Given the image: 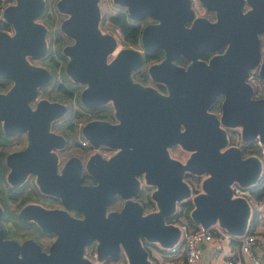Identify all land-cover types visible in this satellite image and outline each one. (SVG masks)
Returning <instances> with one entry per match:
<instances>
[{
	"label": "water",
	"instance_id": "95a60500",
	"mask_svg": "<svg viewBox=\"0 0 264 264\" xmlns=\"http://www.w3.org/2000/svg\"><path fill=\"white\" fill-rule=\"evenodd\" d=\"M97 1L55 2L58 10L68 14L59 29L73 39L62 46L70 57L68 71L89 83L82 99L90 105L111 100L118 119L116 123L91 120L83 126L82 136L90 144L116 151L108 158L91 154L85 169L95 183L81 186L74 158L56 173L55 157L44 155L61 143L46 130V123L60 113L62 104L40 99L35 109L28 106L34 88L49 78L44 68L32 67L20 57L22 50L32 56L45 50V29L31 21L43 2L14 0L3 10L15 34L8 36L0 29V76L12 81L0 94V120L4 132L26 127L30 138L24 151L7 157L8 180L14 184L26 171L33 172L42 192L58 196L66 209L79 210L82 216L24 206L20 216L55 237L43 252L33 240L18 245L2 238L0 230V264H90L81 256L90 241H95L99 258L122 252L127 264H151L150 247L170 246L178 235L177 226L163 218L188 196L193 223L216 222L232 235L243 234L248 227L250 205L243 197H231L230 184L242 189L254 184L261 164L257 157H241L238 147L227 146L225 128L236 129L242 142L258 138L264 149V98L251 97L243 80L247 69L258 63L264 81V0H198L212 13L211 19L193 16L189 0H112L124 5L133 18L148 14L158 19L142 28L140 42L162 49L163 61L149 72L168 87L167 96L128 82V68L138 61L133 49H119L104 64L113 38L99 35ZM204 52L212 53L207 62L200 59ZM177 57L189 60L185 68L170 62ZM218 96L219 110L213 113L208 106ZM170 144L189 151L184 162L168 155ZM186 172L203 175L197 194L190 195L183 180ZM138 176L145 185L154 186L150 197L155 209L148 213L142 214L138 202L129 199L137 190ZM115 195L128 199L119 210L106 211Z\"/></svg>",
	"mask_w": 264,
	"mask_h": 264
},
{
	"label": "flooded vegetation",
	"instance_id": "af4514ba",
	"mask_svg": "<svg viewBox=\"0 0 264 264\" xmlns=\"http://www.w3.org/2000/svg\"><path fill=\"white\" fill-rule=\"evenodd\" d=\"M53 1L54 0H42L43 6L46 5L47 9L44 10L43 7V9L39 13H37L35 17L38 20H40V22L43 21L44 23L43 25H48V24L51 25L50 27L47 28V30H45L46 33L45 37H47V39L44 37V39L47 42L49 40L50 47L48 46L49 49L42 56H39V54L34 56L28 55V57L26 58V60H28L27 63L30 66L44 68L48 72L49 78L44 84L36 86L34 88L33 97L28 101V106L30 110L35 109L36 103L40 99H45L47 101H52L62 104L63 108L60 111V113L50 117L46 123V130L56 134L61 139V143L59 145L52 146L47 152L44 153V155L45 156L53 155L55 157L54 169L56 173L61 172L63 165L67 162L69 158H74L77 161V166H78L77 180L79 185L81 186L84 185L80 182L81 170L82 168L85 169V163L88 157L93 153H97L102 158H108L116 151L115 148H111L106 145L99 144L97 146H93L92 144H90L81 135L83 126L91 120H96L103 123H116L118 119L115 116V106L111 100H106L100 104L90 105L85 103L84 100L82 99L81 94L89 83L87 79L86 80L76 79L68 71V63L70 57L62 52V46L71 43L73 39L59 29L60 21L63 18L67 17L68 14L58 10L55 6L56 1L55 2ZM105 1H104L105 3H107L108 1L113 3L112 0H105ZM100 2H101L100 0L97 1V6L100 13V16L97 21V28L100 33L99 35L108 34L113 38V45L111 46L109 51L104 55V59H103L104 64L109 63V61L113 58V56L119 49L124 47L131 48L135 52H137L138 61L134 66L128 68V73H127L128 82L140 88L151 89L156 93L165 96L169 95V93L171 92L170 90H168V87L163 82L152 77V75L149 72V69L152 65H156L161 61H163L164 55L162 49L149 48V47H145L142 44H140L139 47H133L130 45L122 44L119 37V31L116 28L109 27L106 25L109 21V15L111 14V12L106 13L105 9L102 10V7L100 5L104 3H100ZM115 6H116V10L113 12L119 10L118 4H115ZM123 10L128 14L127 9L124 5H123ZM58 15L61 17V19H59L57 21V25L54 26L53 24L54 20L58 18ZM211 15L212 13L210 11L205 10L204 16L206 18L211 19L212 18ZM101 18H103L102 21ZM146 20L148 21V24H154L158 22V19L156 18L153 20L146 18ZM102 23L103 25H106V27L104 26L102 27ZM4 24L7 25L8 29H10V27L12 28V26L8 22L5 21ZM56 28L58 29L60 35L59 38L61 39V45L59 47V55H57L55 52L54 40L56 39V35L54 34L56 32ZM0 29L2 30V28ZM4 32L6 33L7 31ZM158 49H160L162 52V57L160 59H153L150 60L149 62L146 60L147 63L144 62L146 59L145 57L147 55L154 54L155 52L158 51ZM211 55H212L211 52H204L200 56V59L203 60L204 62H207L208 58ZM35 61L36 63L38 62L41 65L40 64L33 65L32 63ZM170 62L174 66L185 68L186 65L189 63V60H186L183 57H177L171 60ZM52 71H55L53 85L52 83L48 84V82L52 77V73H51ZM218 97H220L221 100V96ZM94 114L96 115L99 114L102 116L106 114L111 115L113 121L106 120L103 117L96 118L94 117ZM0 128L2 129L4 135H7V137H3L0 139V159L3 161L5 166L4 177L6 182L8 183L9 186H11L10 188H14V190H16V188H21L23 183L26 181V179H28L35 188L34 191L30 192L31 198L21 208L17 209V214L21 218V221L22 220L23 221L18 223L16 219H14L13 221L7 220L4 224L6 226L5 229L2 226H0V230L2 232V238L6 240L19 241L21 243L26 240H33L41 251L47 252L49 244L54 239L55 235L52 232L46 231L43 228L39 227L34 221L33 222L38 226L37 227L35 225L37 228H35L33 225L26 224L25 220H29V219L22 218L19 214L20 210L28 204H34V205H40L44 208L65 210L70 216L74 218H80L82 214L79 210L76 209H66L58 196H54L42 192L39 189V186L36 182V174L33 172L26 171L23 175V178L19 180L17 183L13 184L9 182L8 173L10 167L8 166L7 163V157L11 154L20 153L24 151L30 144V138L26 127H19L11 132H4L3 121L0 120ZM174 145L178 146V144H170L169 146H167L166 147L167 152L171 158L179 160L178 158H175L172 155L174 154L172 150H175ZM186 157L184 158V160L182 161L179 160V161L184 162ZM138 179H139V183L137 185V190L130 195L129 199L138 202L141 209H143L144 206L146 205L151 206V204L147 202V200H149L148 194L151 188L142 182L141 176H138ZM118 204L119 203H117L115 205V209L111 211L119 210L120 207H118ZM76 211H79L80 214H76L77 213ZM21 235L23 236L20 237ZM16 238H18L19 240H15ZM15 243L18 245L21 244L17 242ZM93 247H95V241ZM83 251H85V249H83Z\"/></svg>",
	"mask_w": 264,
	"mask_h": 264
},
{
	"label": "built area",
	"instance_id": "2783aa9c",
	"mask_svg": "<svg viewBox=\"0 0 264 264\" xmlns=\"http://www.w3.org/2000/svg\"><path fill=\"white\" fill-rule=\"evenodd\" d=\"M13 2L14 0H0L1 25L5 23L2 14L4 8ZM189 7L193 16H204L205 9L198 0H189ZM2 30L8 31V28L4 26ZM243 80L251 89V97L264 98V81L258 75V63L247 69ZM240 142V136L236 134L234 143L227 146L238 147ZM251 143L264 158V149L258 138L252 139ZM230 189L231 197H243L250 205L245 197L246 190L235 183L230 184ZM198 192H200V186L196 192H191L190 195ZM252 209L257 216H262L264 214V197L259 202L252 203V206L250 205V213ZM173 224L178 228L175 241L170 246L157 247L161 254L170 257V264H198L204 247L207 248V264H264V229L260 230L256 227L261 224H256L251 229L248 227L240 235L229 234L216 222L208 226L199 223H192V226L186 223ZM81 256L90 264H118L116 262L118 260L99 258L95 247L83 251Z\"/></svg>",
	"mask_w": 264,
	"mask_h": 264
},
{
	"label": "trees",
	"instance_id": "16d2710c",
	"mask_svg": "<svg viewBox=\"0 0 264 264\" xmlns=\"http://www.w3.org/2000/svg\"><path fill=\"white\" fill-rule=\"evenodd\" d=\"M118 7H119L118 11L113 12L109 15V21L106 25L109 27L116 28L119 31V37L122 44L130 45L133 47H139L141 44L140 43L141 30L146 24H148L146 18H149L150 20H153L155 18L150 15H145L141 18H133L123 10L122 5H118ZM46 9L47 6L45 5L44 10ZM102 20L103 18H101V21ZM41 22L42 24H44L43 21ZM106 25H103L102 23V27L103 26L106 27ZM2 26L7 27V25L5 24L3 25L0 24V28H3ZM46 26L50 27L51 25L48 24ZM45 35L46 33L44 34V37ZM54 35H56V39L54 40L55 52L57 55H59V47L61 45V39L59 38L60 35L57 28ZM221 51L222 48L218 49L216 52H221ZM43 54L44 51L40 53L39 56H42ZM161 57H162V52L160 49H158V51L155 52L154 54L147 55L145 57L146 59L144 62H146V60L149 62L150 60L153 59H160ZM51 73H52V77L48 82V84L52 83L53 85L55 71H52ZM10 85H11V80L8 77L0 76V94L5 93L9 89ZM219 102H220V97H217L213 102L209 104L208 110L213 113H217L219 110ZM94 117L96 118L103 117L106 120L113 121L112 116L107 114L103 116L99 114L98 115L94 114ZM225 132H226L227 145L233 144L235 140V135L238 134L237 130L233 128H225ZM3 137H7V135H4L2 129L0 128V139ZM238 149L240 151L241 157L255 156L260 160V164H261V171L260 174L255 179V183L246 188H243L244 190H246L245 197L252 206V203L259 202L264 197V158L260 155L259 150L256 147H254L251 141L249 142L241 141L238 144ZM4 167H5L4 163L0 159V206H1L0 226H2L5 229L6 226L4 224L7 220L13 221L14 219H16L18 223L23 221V220L21 221V218L18 216L17 209L21 208L31 198L30 192L34 191L35 188L28 179H26V181L23 183L21 188H16V190H14V188H10L11 186L8 185L4 177L5 175ZM183 180L188 183L191 192H196L198 190L200 175L186 172L183 174ZM80 182L84 185L94 183L92 176L89 173H87V171L84 168H82L81 170ZM118 199H119L118 196H113V198L107 203L106 210L111 211L115 209V205L118 203ZM191 209H192V202L190 200V197L188 196L180 201H177L175 203L174 211L171 214L165 216L163 220L164 222L186 223L189 226H192L193 221L191 220L190 217ZM76 212H77L76 214H80L79 211ZM25 223L28 225H33L35 228L38 227L33 221L25 220ZM256 224H261L264 227V214L262 216H257L254 209H252L248 221L249 229L254 227ZM142 243L144 246H147L146 242L142 241ZM93 246H94V241H90L84 246V249L85 251H87L88 249H91ZM121 255L122 252H119L116 257L107 256L106 259L116 260Z\"/></svg>",
	"mask_w": 264,
	"mask_h": 264
},
{
	"label": "rangeland",
	"instance_id": "374dc122",
	"mask_svg": "<svg viewBox=\"0 0 264 264\" xmlns=\"http://www.w3.org/2000/svg\"><path fill=\"white\" fill-rule=\"evenodd\" d=\"M56 0H54L53 2H55ZM101 2L100 3H104V4H102V5H100L101 7H102V10L103 9H105V12L106 13H112L113 11H115L116 10V6H115V3H111L110 1H108L107 3H105L106 1L105 0H100ZM105 1V2H104ZM212 16V15H211ZM36 16H34V17H32L31 18V21H32V23H34V24H37V25H40V26H42L43 27V29H45V30H47V26L46 25H43L41 22H40V20H38L37 18H35ZM59 19H61V17L58 15V18H56L55 20H54V26L55 25H57V21L59 20ZM53 33V32H52ZM6 34L8 35V36H12V35H14L15 34V29L13 28V26H12V28L10 27V29H8V31L6 32ZM54 34V33H53ZM46 39H47V37H46ZM43 41H44V44H45V46H44V48L43 49H45L44 50V53L49 49V40H48V42L45 40V39H43ZM49 46V47H48ZM51 49V48H50ZM20 57L21 58H23V59H25L26 60V58L28 57V52H26V51H24V50H22L21 52H20ZM27 62H28V60H26ZM35 63V64H34ZM33 65H39L40 63H36V61L35 62H33L32 63ZM41 65V64H40ZM37 97H39V96H37ZM64 101V100H63ZM80 134V133H79ZM78 134V135H79ZM82 135V134H81ZM224 147H226V145L224 146ZM174 149L175 150H172L173 151V153L174 154H172L173 155V157H175V158H178L180 161H182V160H184V158L186 157V156H188V153H189V151H186V150H184V149H182L181 147H179V145L177 146V145H174ZM200 177H203V175H200ZM148 187H150L151 189H150V191H149V194H148V197H149V200H147V202H149L150 204H151V206H148V205H146V206H144V208L143 209H141V213L143 214V213H148V212H151V211H153L154 209H155V205H154V201L151 199V197H150V192H151V190L153 189V187L154 186H152V185H148ZM128 199V196H126V197H120L119 196V199H118V207H121V205L126 201ZM21 231H23V230H21ZM23 235H21L20 237H22ZM15 240H19L18 238H16ZM14 242H17V243H21V242H19V241H14ZM125 255L122 253V255L121 256H119V259H118V261L120 262V264H127V261H126V258L124 257Z\"/></svg>",
	"mask_w": 264,
	"mask_h": 264
},
{
	"label": "crops",
	"instance_id": "0c3cea01",
	"mask_svg": "<svg viewBox=\"0 0 264 264\" xmlns=\"http://www.w3.org/2000/svg\"><path fill=\"white\" fill-rule=\"evenodd\" d=\"M256 227L260 230L264 229V227L262 225L256 226ZM157 247L159 248V246H156V247H150V249H149L148 253H149V258H150L151 264H170V257L167 255L165 256V255L161 254V252L157 249ZM203 251H204L203 255H202L201 260L199 261L198 264H207V254H206L207 248L204 247ZM118 259H116V260H118ZM116 262H118V264H120L119 261H116Z\"/></svg>",
	"mask_w": 264,
	"mask_h": 264
}]
</instances>
